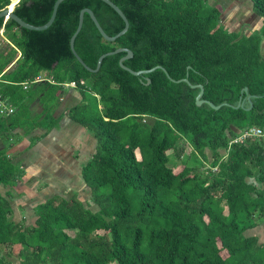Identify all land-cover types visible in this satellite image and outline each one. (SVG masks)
Segmentation results:
<instances>
[{"label": "trees", "instance_id": "1", "mask_svg": "<svg viewBox=\"0 0 264 264\" xmlns=\"http://www.w3.org/2000/svg\"><path fill=\"white\" fill-rule=\"evenodd\" d=\"M54 1L18 0L13 13L39 26ZM110 1L126 16L127 31L106 41L84 13L73 42L79 58L94 69L100 55L127 48L132 57L122 64L130 70H164L132 75L119 65L124 52L105 56L95 72L78 62L69 41L81 9L108 36L124 27L101 0H63L40 31L0 18L13 46L0 51V99L14 109L0 115V185L24 175L6 145L57 129L65 90L81 97L69 120L95 140L81 171L86 206L76 194L55 195L36 205L26 225L10 219L11 189L0 193V264H264V244L246 234L264 225V0H246L263 19L247 32L221 24L226 9L215 0ZM9 4L0 0V10ZM39 75L49 81L33 83ZM183 78L189 84L176 82ZM190 85L224 105H197L199 87ZM240 96L243 106L235 108ZM251 129L262 133L234 141Z\"/></svg>", "mask_w": 264, "mask_h": 264}, {"label": "rangeland", "instance_id": "2", "mask_svg": "<svg viewBox=\"0 0 264 264\" xmlns=\"http://www.w3.org/2000/svg\"><path fill=\"white\" fill-rule=\"evenodd\" d=\"M16 1L17 0H12V4H10L9 7H12ZM234 1L235 0L214 1L220 4L223 8L225 7L226 9L225 15L221 18L220 23L226 26L229 30H234L236 27H240L238 29L239 31L247 32L249 28L246 27L245 22L243 24L241 23V25L238 26L236 25L234 19L236 15H238L237 17H239L237 20H240V17L248 16L251 9L249 5H247L246 3L244 4L242 1V3L238 1L239 3H236L234 5ZM254 18L256 17L254 16ZM246 20H252V17L250 16ZM252 22L256 23L255 20H253ZM260 24L262 25V21ZM253 25L256 26V24ZM262 51L264 52V43L262 44ZM73 92H75L76 94V89H73ZM66 93L67 90L63 92L60 98V105L54 113L55 116H57L60 112L63 113L60 119V126L58 127V129H55L56 132H50L46 137L30 143V141L27 139L28 136H32L33 134L40 135L41 133H43L41 129H36L35 131L31 132L30 135L21 136L22 138H20V140L18 141H16L17 139L15 138V141L10 145V148L9 144L6 145V147L9 148L7 153L11 161L13 163H17V160L19 162L21 161V164L26 165L25 168L27 171L30 170L27 162L31 163V160L35 162L36 156H42L43 149L51 152L59 150L58 153L61 152L60 156L62 157V159L65 157V159L68 160L67 163L64 161L65 163L63 162L61 163V165H59L56 162L59 163L60 159L51 155L50 158L52 160L47 159L50 160L48 161V164L55 161L54 164H56L57 166L52 164L50 167L46 164L45 160H38V171L34 172L33 175H29V171L28 175L26 174L24 179L22 177L19 178V186L14 181L10 183L13 186L11 191L12 195L10 197V199H12L11 204L13 208H18L16 209L17 215H11L10 219L14 218L11 220H14L16 222L23 220L26 225L33 224L32 220L36 217L35 212L32 213L33 209L35 210L37 204L44 202L54 195H59L63 198H69L73 194H76L77 198L81 200L85 206L87 205L86 203L90 200V189L84 184L83 180L81 179V166L82 164L86 163L94 153V142L87 129L85 130L88 132V134L80 127L71 124L67 116V107H71L72 105H74L75 102L81 98L80 94H77V97L74 98L70 97V93H67V95L69 94L68 98L66 97ZM33 111H40V107L37 103H33ZM19 134L22 135L23 133L19 131ZM84 141H86L88 144L85 145ZM170 157L172 156L170 155ZM189 161H194L197 165H205L207 163L198 157L190 158ZM176 164L177 165L172 166L174 168V171L180 169L181 166V164L178 162ZM64 166H67L68 172H72L73 176L68 175L67 178L70 177L69 181L65 182L61 187L58 184L49 186L48 183L52 184V180H47L49 178L48 174L52 172L53 176H55V173H57L59 170H64ZM47 185L48 187H46ZM0 191L4 193L2 187H0ZM90 208L93 211L97 210V207L95 205H91ZM246 234L255 235L258 238V242L264 244L263 224L255 229L247 231Z\"/></svg>", "mask_w": 264, "mask_h": 264}, {"label": "water", "instance_id": "3", "mask_svg": "<svg viewBox=\"0 0 264 264\" xmlns=\"http://www.w3.org/2000/svg\"><path fill=\"white\" fill-rule=\"evenodd\" d=\"M63 0H55L54 3H53V6H52V11H51V15L49 17V19L47 20L46 23L42 24V25H39V26H35V25H31V24H28L26 23L25 21H23L21 18H19L18 16H16L14 13H13V9L9 8V7H5L4 9L0 10V18H3V19H12L18 26L22 27V28H25V29H28V30H35V31H40V30H44L46 28H48L50 26V24L53 22L54 20V17H55V14H56V10H57V7L58 5L62 2ZM103 1L104 3H106L108 6H110L118 15L119 17L123 20L124 22V27L118 32L116 33L114 36H108L104 31L103 29L101 28V26L99 25L95 15L93 14V12L88 9V8H83L80 10L79 12V15H78V24H77V27H76V30L75 32L72 34L71 38H70V41H69V46H70V49L73 53V55L75 56V58L78 60V62L83 65L87 70L89 71H97L100 67V64H101V61L102 59L107 56V55H111V54H114V53H119V52H124L125 55L123 57H121L119 59V65L122 69L128 71L129 73H131L132 75H140V74H147L151 71H153L154 69H161V70H164L163 67L157 65L151 69H148V70H140V71H132L130 70L129 68H127L126 66H124L122 64V61L126 60V59H129L132 57V51L127 49V48H117L115 49L114 51L112 52H108V53H105V54H102L99 56V58L97 59V62H96V66L94 69H90L88 68L84 63L83 61L79 58V56L76 54V52L74 51V48H73V42H74V38L76 36V34L79 32L80 28H81V25H82V22H83V14L86 13L89 15L91 21L93 22V24L95 25L96 29L98 30V32L100 33V35L102 36V38L106 41H114L116 38H118L119 36H121L122 34H124L127 29H128V20L126 18V16L123 14V12L113 3L111 2L110 0H101ZM180 81H183V82H186L187 84H189L187 78H183V79H179V80H176V82H180ZM150 82L149 79H147V82L146 84H148ZM191 87H199V92L198 94L195 96V103L197 105H200L202 103H206L208 104L211 108L213 109H218L221 105H224V104H220V105H213L211 102L207 101V100H203L201 99V96H202V93H203V88L201 85H190ZM243 90L246 92V88L244 87ZM249 99V98H248ZM243 103H244V100L241 98V96L239 97V101H238V104L235 106V108H238V107H242L243 106Z\"/></svg>", "mask_w": 264, "mask_h": 264}, {"label": "crops", "instance_id": "4", "mask_svg": "<svg viewBox=\"0 0 264 264\" xmlns=\"http://www.w3.org/2000/svg\"><path fill=\"white\" fill-rule=\"evenodd\" d=\"M232 1V0H231ZM243 2L244 4L246 3L247 5H249V7H251L250 6V4H249V2L247 3V1L246 0H235L234 1V5L236 4V3H239V2ZM241 2V3H242ZM248 8V7H247ZM248 10V9H247ZM238 15H236L235 16V23H236V25H238V26H240L241 25V23L243 24L244 22H245V25H246V27L247 28H249V30H247V31H253L254 29H256V28H258V27H260L261 26V21L263 22V19L261 18V17H257L254 13H250L249 12V15L248 16H243V17H240V20H237L239 17H237ZM252 17V20H246V19H248V17ZM254 16L256 17V18H254ZM259 19V20H258ZM253 20H255L256 21V26L255 25H253L254 23L252 22ZM259 21H260V23H259ZM240 27H236L234 30H230V31H239L238 29H239ZM229 30V29H228ZM67 93H70L71 95H70V97H74V98H76L77 96V94H79L78 93V91L76 90V94H75V92H73V89H68L67 90ZM67 93H66V97H68L69 96V94L67 95ZM69 98V97H68ZM79 101V100H78ZM78 101H76L75 102V104L78 102ZM73 106V105H72ZM68 108H70V107H67V109L66 110H68ZM61 114V112L58 114V115H60ZM63 114V113H62ZM57 115V116H58ZM70 121V120H69ZM70 123L71 124H73V125H75V126H78V127H80L81 129H83L84 131H86L85 130V128H83V127H81V126H79V125H77V124H75V123H72L71 121H70ZM59 126H60V121H59ZM56 129V128H55ZM55 129H52V130H50L48 133H46L44 136H43V138L44 137H46L50 132H56V130ZM58 129V128H57ZM87 132V131H86ZM87 134H88V132H87ZM90 134V133H89ZM28 139V138H27ZM42 139V138H41ZM85 139V138H84ZM93 139V138H92ZM20 140V139H19ZM85 143V145H87L88 143L86 142V141H84ZM93 144H94V151H95V140L93 139ZM59 151V150H58ZM58 151L56 150L55 152H51V151H48V150H46V149H43V154H42V156H40V155H38V156H36V160H35V162L33 161V160H31V163L30 162H27V165H29V171H27L26 170V165H23V164H21V161L19 162L18 160H17V163H14V164H16V165H18V166H20L21 165V167L24 169V171H25V174H24V178H25V175L27 174L28 175V172H29V175H33L34 174V172H36V171H38V166H39V163H38V160H45V162H46V164L50 167L52 164H54L55 163V161L54 162H51L50 164H48V161H50V160H47V159H51L50 157H51V155L53 156V157H58L59 159H60V162L58 163V162H56L57 164H59V165H61V163H63L64 161L67 163V159H65V157L62 159V157L60 156V154H61V152L60 153H58ZM35 159V158H34ZM52 160V159H51ZM64 162V163H65ZM85 164V163H84ZM84 164H82V166L84 165ZM55 166H57L56 164H54ZM81 166V167H82ZM59 170V169H58ZM57 170V171H58ZM64 171V172H63ZM64 174V175H63ZM68 175H70V176H73L72 175V172H68V170H67V166H64V170H59L57 173H55V176H53V173L52 172H50L49 174H48V181L49 180H52V184H50V183H48V185L50 186H53V185H55V184H58L60 187L61 186H63L64 185V183L65 182H68L69 181V178H67V176ZM56 178V179H55ZM81 179H82V177H81ZM56 180V181H55ZM84 182V181H83ZM85 184V183H84ZM48 185L46 186V187H48ZM55 196V195H54ZM51 197H53V196H51ZM50 197V198H51ZM46 201V200H45ZM44 201V202H45ZM11 206H12V204H11ZM19 206V205H18ZM12 208H13V206H12ZM16 209H18V208H16ZM16 209H15V207L13 208V214L14 215H17V212H16ZM35 212V210L33 209V211H32V213H34ZM12 214V215H13ZM19 215V214H18ZM11 219H14V218H11ZM34 221V219L32 220V222ZM14 264H18L17 262H15Z\"/></svg>", "mask_w": 264, "mask_h": 264}, {"label": "built area", "instance_id": "5", "mask_svg": "<svg viewBox=\"0 0 264 264\" xmlns=\"http://www.w3.org/2000/svg\"><path fill=\"white\" fill-rule=\"evenodd\" d=\"M10 1H11L10 4H12V0H10ZM17 1L13 4L12 8L15 6ZM7 7H9V5ZM4 20H6V19H4ZM7 45H11V44L8 41V39L6 38L4 28L1 27L0 28V51L2 50V48H4ZM11 47H13V46L11 45ZM19 55H20V53L18 52L17 58L19 57ZM43 80H48V78H46L45 75L44 76L39 75V76L35 77L32 82L35 83V82H39V81H43ZM22 85H23V88L25 89L27 87L28 83H23ZM67 85L73 87L74 83H70V84H67ZM13 110L14 109H13L12 106L7 104L4 100L0 99V115H4V116L9 115V114H11L13 112ZM261 133L262 132L259 129H251L249 132L240 133L238 135V137H236L234 139V141H241L246 136H257V135H260Z\"/></svg>", "mask_w": 264, "mask_h": 264}, {"label": "flooded vegetation", "instance_id": "6", "mask_svg": "<svg viewBox=\"0 0 264 264\" xmlns=\"http://www.w3.org/2000/svg\"><path fill=\"white\" fill-rule=\"evenodd\" d=\"M6 145V144H5ZM0 147H3V145H2V141L0 140ZM9 148H7V150H8ZM20 167H21V165H20ZM23 169V168H22ZM25 169V168H24ZM24 169H23V172H24V174H25V171H24ZM22 178L24 179V175L22 176ZM19 179L15 182L16 184H18V186H19ZM0 187H2V189L4 190V192L5 191H7V190H10L11 189V191H12V187L13 186H3L2 184L0 185ZM10 191V192H11ZM0 193L2 194V195H4V193L3 192H1L0 191ZM12 195V194H11ZM9 198L11 197V196H8ZM9 201H10V203L12 202V199H9Z\"/></svg>", "mask_w": 264, "mask_h": 264}, {"label": "clouds", "instance_id": "7", "mask_svg": "<svg viewBox=\"0 0 264 264\" xmlns=\"http://www.w3.org/2000/svg\"><path fill=\"white\" fill-rule=\"evenodd\" d=\"M10 3H11V1H10ZM10 5V4H9ZM16 5V4H15ZM14 8V7H13ZM13 8H11V9H13ZM83 180V179H82Z\"/></svg>", "mask_w": 264, "mask_h": 264}, {"label": "bare ground", "instance_id": "8", "mask_svg": "<svg viewBox=\"0 0 264 264\" xmlns=\"http://www.w3.org/2000/svg\"><path fill=\"white\" fill-rule=\"evenodd\" d=\"M9 8H12V7H9Z\"/></svg>", "mask_w": 264, "mask_h": 264}]
</instances>
